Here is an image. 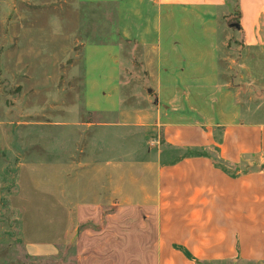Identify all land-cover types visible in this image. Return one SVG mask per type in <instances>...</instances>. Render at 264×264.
I'll return each mask as SVG.
<instances>
[{
    "label": "rangeland",
    "instance_id": "rangeland-1",
    "mask_svg": "<svg viewBox=\"0 0 264 264\" xmlns=\"http://www.w3.org/2000/svg\"><path fill=\"white\" fill-rule=\"evenodd\" d=\"M151 6L0 0V264H74L72 228L93 208L134 231L158 160L184 152L167 140L168 123L216 138L227 125L264 123V44L244 42L237 0ZM142 27L149 33L136 37ZM41 242L59 253L27 254Z\"/></svg>",
    "mask_w": 264,
    "mask_h": 264
},
{
    "label": "crops",
    "instance_id": "crops-1",
    "mask_svg": "<svg viewBox=\"0 0 264 264\" xmlns=\"http://www.w3.org/2000/svg\"><path fill=\"white\" fill-rule=\"evenodd\" d=\"M140 1H150L158 12L226 5V0ZM237 5L244 42L264 44V0H237ZM145 31L140 28L136 37ZM166 34L174 37L172 31ZM109 74L104 70L108 82ZM165 131L170 144L184 152L165 164L154 160L157 189L150 204L135 208L134 231L128 234L126 219L112 224L111 213L93 208L72 228L74 264L264 262V123L227 125L219 138L214 128L198 124L168 123ZM86 212L80 208L77 215ZM25 247L31 256H55L60 250L57 242Z\"/></svg>",
    "mask_w": 264,
    "mask_h": 264
}]
</instances>
